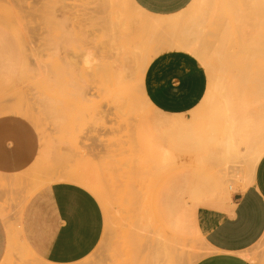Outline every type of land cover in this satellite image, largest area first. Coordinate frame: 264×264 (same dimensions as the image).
<instances>
[{
    "label": "rangeland",
    "instance_id": "1",
    "mask_svg": "<svg viewBox=\"0 0 264 264\" xmlns=\"http://www.w3.org/2000/svg\"><path fill=\"white\" fill-rule=\"evenodd\" d=\"M245 2L0 0V62L8 65V56L25 58L28 73L19 82L0 79V103L11 106L24 101L42 121L38 126L26 117L41 139L39 158L29 172L32 180L49 185L78 173L99 182L110 207L106 210L96 198L104 217L103 237L94 253L75 264H199L205 257L203 234L234 208L236 195L251 178L247 164L229 160L210 199L199 203L184 198L185 235L171 262L161 255L162 233L154 225L156 221L151 217L142 221V177L150 171L154 175L161 170H190L193 159L196 168L191 176L185 175L187 183L183 184L196 185L197 172L209 163L210 155L208 150L193 154L196 144L190 139L201 135L205 143L212 141L227 111L233 118L242 115L254 132L264 136V71L244 73L219 66L210 71L190 52L166 51L187 54L208 76V90L198 107L171 115L180 116L187 125L178 135L161 132L153 125L152 121L164 114L150 112L144 91L150 64L141 78L130 73L134 89L129 98L105 86L106 68L116 53L105 43L110 34L108 26L115 21L123 20L130 33L149 42L154 35H167L172 25H181L198 14L201 41L212 56L217 35L231 29L238 14L244 18ZM47 80L57 85L49 88L39 84ZM48 97L55 101L56 109H45ZM7 114L14 113L0 116ZM208 168L209 173L221 170L210 163ZM5 264L49 263L39 255H27Z\"/></svg>",
    "mask_w": 264,
    "mask_h": 264
},
{
    "label": "crops",
    "instance_id": "2",
    "mask_svg": "<svg viewBox=\"0 0 264 264\" xmlns=\"http://www.w3.org/2000/svg\"><path fill=\"white\" fill-rule=\"evenodd\" d=\"M208 90L206 71L181 51L157 56L144 91L158 111L194 110ZM40 135L20 115L0 116V264L39 255L49 264H75L95 252L104 217L95 197L77 185L32 180ZM225 219L203 234L207 253L199 264H264V156Z\"/></svg>",
    "mask_w": 264,
    "mask_h": 264
},
{
    "label": "bare ground",
    "instance_id": "3",
    "mask_svg": "<svg viewBox=\"0 0 264 264\" xmlns=\"http://www.w3.org/2000/svg\"><path fill=\"white\" fill-rule=\"evenodd\" d=\"M245 3L247 6L245 12L247 13L243 15L244 18L239 17L238 14L233 19L235 23L233 27L217 35V44L213 48L212 56L209 55L201 41L200 16L198 14L191 16L181 25L175 27L172 25L167 31L168 36L159 33L154 35V39L149 42L138 39L130 33L123 20L115 21L108 26L110 34L105 43L107 48L116 52L114 61L106 68L105 86L118 89L126 98H129L134 89L129 79L130 73H138L139 78H141L152 60L161 53L172 49L192 53L210 71L215 70L218 66L244 73L264 71V66H262L264 64V0H246ZM171 37L177 40L173 41L170 39ZM6 59L9 62L8 65L0 62V79L23 81L28 76L24 69L26 59L14 58L13 56H8ZM243 81L247 80L240 79V82ZM39 84L53 88L57 82L47 80ZM218 93L221 92L218 91ZM44 102L47 111L57 108L55 101L49 97ZM148 103L152 108H150L151 113L158 111L149 101ZM5 112L25 116L36 125L41 126V117L34 113L24 101L11 106H4L0 103V113ZM223 116L225 122L221 129L215 131L212 141L205 143L201 135L193 140L190 139L192 143L196 144L192 153L208 150L209 163L221 168L219 172L209 173V163L207 162L206 165L200 166L197 172V179L199 180L197 184L184 185L183 183L186 182L185 175L191 176L193 169L196 168L195 161L191 159L190 170H183L179 173L161 170L154 175L150 171L148 176L142 177L140 196L143 198L144 204L141 206V218L142 221H145L151 217L156 221L154 225L157 224L162 233L161 255L170 259V262L174 259V251L177 245L185 235L184 224L186 222L182 215L186 212L185 205H183L184 198H190L199 203L210 199L209 195L217 189L218 181L229 160L245 162L251 171V176H253L257 164L264 156V136L260 131L254 132L247 120L242 118V115L233 118L230 111H227ZM152 122L156 130L178 133V135L187 126L180 116L168 114H164ZM242 148H246L247 152H243ZM103 173L105 174V172ZM62 182L84 188L95 199L97 198L106 210H109L105 192L99 182L78 173L65 175Z\"/></svg>",
    "mask_w": 264,
    "mask_h": 264
}]
</instances>
